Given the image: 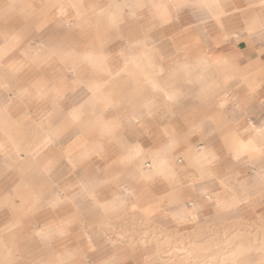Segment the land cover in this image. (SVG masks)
Instances as JSON below:
<instances>
[{"label":"crops","instance_id":"0c3cea01","mask_svg":"<svg viewBox=\"0 0 264 264\" xmlns=\"http://www.w3.org/2000/svg\"><path fill=\"white\" fill-rule=\"evenodd\" d=\"M263 1L0 0V264H160L116 235L145 209L263 223Z\"/></svg>","mask_w":264,"mask_h":264},{"label":"rangeland","instance_id":"374dc122","mask_svg":"<svg viewBox=\"0 0 264 264\" xmlns=\"http://www.w3.org/2000/svg\"><path fill=\"white\" fill-rule=\"evenodd\" d=\"M262 78L264 79V76ZM263 81L256 82V86L259 87ZM250 91L252 92L253 89ZM225 104L226 101L222 100L219 107L223 108ZM140 213L144 220L133 225H127L123 232H121L122 229H119L116 235L122 240L126 239V242L123 243V249L131 254L134 252L142 253L147 249V246L153 245L165 260H169L162 264H179L182 262L179 260L182 256H190L191 260L194 261L205 260V258L208 259L205 256H212V261L218 263L220 256L231 254V249L234 247L235 242H238V238L245 245L264 244V222L250 223L239 217L231 219L232 221L229 223L223 222L218 232L213 236L207 237V232H211V227H205L202 230L183 235L185 238L182 235L178 237L174 234L173 236H167L166 241L160 242L158 240L163 239V232L150 227L148 221L153 209H145Z\"/></svg>","mask_w":264,"mask_h":264},{"label":"bare ground","instance_id":"6f19581e","mask_svg":"<svg viewBox=\"0 0 264 264\" xmlns=\"http://www.w3.org/2000/svg\"><path fill=\"white\" fill-rule=\"evenodd\" d=\"M263 5H264V1H263ZM151 170L163 172L164 170H167V164L164 162L159 163L156 166L151 164ZM239 239L240 238H238V242H235L234 247L231 249V254H228L227 256H225V257L223 256L222 258H220L218 263L213 262L212 258L209 256H207L208 259L205 258V260H199V261L191 260L190 256L189 257L188 256H182L179 258V260L182 261L179 264H238V263L242 262L243 258L245 257L244 251L250 249L249 245H245V243L241 239L240 240ZM159 254H158V251H155L153 256L156 258L157 261L161 262V264L169 261V260H165L164 257L159 255ZM244 260H246V259H244ZM154 262H156V261H154Z\"/></svg>","mask_w":264,"mask_h":264}]
</instances>
